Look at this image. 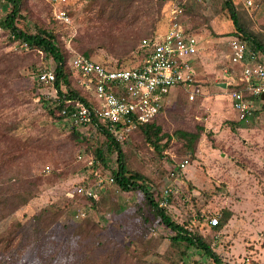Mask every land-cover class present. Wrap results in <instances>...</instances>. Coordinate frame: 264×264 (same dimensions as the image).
<instances>
[{
    "label": "rangeland",
    "instance_id": "374dc122",
    "mask_svg": "<svg viewBox=\"0 0 264 264\" xmlns=\"http://www.w3.org/2000/svg\"><path fill=\"white\" fill-rule=\"evenodd\" d=\"M25 1L27 25L34 27L36 23L51 21L50 0ZM69 1L67 8L72 14L75 29L71 32L72 36H61L64 48L71 55L73 51H79L75 44H81L89 26L98 25L89 23L88 18L95 13L92 8L99 0ZM160 1V20L154 29L145 16L135 29L153 33L165 31L169 7L173 3L180 4L184 9L186 25L200 41L196 70L201 92L190 100L181 88L172 90L159 120L168 132H173L178 124L185 123L193 132H199L201 137L195 152H191L183 140L173 137L171 146L157 155L154 148L136 133L123 144L127 167L147 177L156 199L168 184L179 181L180 195L173 198L176 208H168L167 212L173 217L179 213L184 216L193 214V222L200 226L204 236L213 240L224 264H264L262 103L255 100L253 113L246 120H241L233 109L229 92L244 87L240 81L242 64L235 65L229 59V40L232 36L229 33L234 30L233 22L222 8L223 0ZM261 1L253 0L254 5L249 9L245 0L235 3L243 16L251 19L255 30L264 25ZM255 7L257 9L253 11ZM9 10L10 5L0 0V18ZM110 26L112 30L117 28ZM102 28L93 27L90 32ZM138 50H141L140 45L134 52L135 57L127 60L125 67L136 66L142 61ZM9 57H17L19 61L8 63L5 60ZM92 57L101 62H117L101 47ZM3 62L8 69L16 65L18 73L13 79L0 82L2 148L16 154L15 162L18 157L29 161L27 167L33 168L38 188L33 199L0 221V264H80L82 252L88 246L92 247V243L89 238L80 237L78 220L74 218L78 211H85L86 215L102 225L104 244L98 243L97 250L104 252L115 249L114 264H119L121 251L129 243L128 234L133 237L143 230L146 235L144 245L133 247L132 251L144 256L150 264H175L159 256L168 249L172 231L160 219L151 217L146 221L136 212L137 207L146 210L141 191L125 192L107 183L100 188L96 186L95 189L98 188V194L105 201L98 204H93V200L79 191L81 185L94 183L96 174H103L105 178L111 172L99 166L92 176L87 159L84 161L77 156L80 152L93 155L92 148L88 142H78L73 137L74 128L50 114L41 100L40 92L43 89H35L37 71L52 69L56 67V62L41 52L31 51L19 40H13L0 27V64ZM222 82H227L228 86H220ZM249 98L253 100L252 96ZM92 140L98 146L107 139L103 133ZM187 157L190 164L175 179L171 175L172 167ZM110 162L111 166L116 167V154L110 156ZM51 204H56L65 212L48 237H41V243L28 242L21 254L1 249L3 239L20 223ZM120 204L124 207L123 211ZM224 208H230L233 216L225 227L214 233L208 220L213 216L220 217ZM193 252L191 257L178 264H217L202 251Z\"/></svg>",
    "mask_w": 264,
    "mask_h": 264
},
{
    "label": "trees",
    "instance_id": "16d2710c",
    "mask_svg": "<svg viewBox=\"0 0 264 264\" xmlns=\"http://www.w3.org/2000/svg\"><path fill=\"white\" fill-rule=\"evenodd\" d=\"M5 1L10 5V10L5 16L0 18V27L13 40L26 43L28 49L31 51L41 52L56 62V67L50 69L55 73V81L52 83H41L37 79L35 87L37 91L46 87L51 90H58V100L52 97L46 98L40 92V96H42L41 100L44 101L43 105L48 108L50 114L58 117L55 111L57 108L63 107L64 99H78L90 104V94L80 84L79 79L72 70L70 66L72 54L70 55L64 48L62 41L61 35L69 34L72 36V30L54 18L52 3L50 2L51 21L46 24L36 23L34 27H30L26 24L28 19L25 14L26 1ZM261 3L264 6V0ZM161 6L160 0H99L97 3L95 2V6L92 8V10H95V13L88 18V21L89 23L94 22L98 25L89 26L81 44L79 46L75 44L79 50L77 52L114 69L125 67L126 61L135 57L134 52L139 45L141 50L138 51L140 57L143 58L146 53L142 47V40L151 37L156 32L135 29V27L142 21V17L145 16L148 18L152 29H154L156 23L160 20ZM222 8L227 12L234 25V30L229 33L232 35L231 37H237L245 41L248 47L255 51L259 57H264V25L259 30H255L251 25V19L245 18L242 12L238 10L237 4L232 0H223ZM256 9L255 7L253 11ZM69 15L72 17L71 12H69ZM108 24L114 25L117 28L112 30V27ZM102 26V29L90 32V29L93 27ZM106 27H108L107 31ZM187 29L190 31L188 26ZM114 34L119 36L115 37ZM92 41L94 42L92 43ZM98 47L105 49L117 62H101L93 58L92 56L95 55ZM5 61L15 64V61L19 60L17 57H9ZM41 71L43 69L38 70L37 74ZM17 73L18 68L16 65L8 69L5 68L4 62L0 64V82L3 80L8 81L9 78L13 79ZM6 87L9 89V84ZM261 105L264 116V103ZM161 114L152 122L143 124L132 131L128 138L134 136L136 133L139 134L146 144L154 148L157 155H161L171 146L173 137H177L183 140V143L191 152H195L201 137L200 133L193 132L190 126L185 123L178 124L173 129V132H168L164 128V123L159 120ZM58 118L61 119V117ZM101 127L105 129L107 140L104 144L98 146H96L92 139L86 138L81 130L73 129V137L78 142H88L92 148L94 162L92 165H88L92 176L96 174L95 172L99 166L107 168L111 172L105 178L102 176L103 174H96L94 183L81 185L79 191L82 189L81 192H84L89 199L93 200V204L105 203L97 190L106 183L115 185L118 189L125 192L141 191L144 196L146 210L143 211L142 207H137L136 212L146 221H149L151 217L160 219L172 231V234L169 236L168 249L163 254H159L160 257L178 264L191 257L194 253L193 250H200L213 259L215 263L224 264L213 245V240L204 236L199 228L200 226L193 222V214L184 216L179 213L174 217L171 216L166 210L168 208H163L159 205L158 198H155L151 188L152 185L147 177L141 172L130 170L127 167L123 144L128 138L126 141L120 142L116 140L114 135L104 125H101ZM2 146L3 140L0 138V221L33 199L38 188L36 177L35 175L33 176V168L27 167L29 161L18 157L17 162H15L16 154L13 151H4ZM80 154L85 153L80 152L77 155L78 158ZM112 154H116V167L111 166L110 156ZM83 159L85 161L86 156ZM102 177L104 178L103 180H101ZM109 177L113 178L112 183L107 181ZM96 186L98 187L97 189H95ZM88 190L91 191V195L86 193ZM172 204L171 208H176L173 202ZM120 210H124L122 204H120ZM64 212L65 210L56 204L44 206L32 214L26 221L20 223L17 229L12 231L7 238L3 239L1 249L3 251L12 250V254H21L26 250L28 242H32V244L41 243V237H48L50 235L52 227L60 220ZM232 216L233 211L230 208H224L220 214L219 225L210 228H212L214 233H217L228 224ZM74 218L78 220L77 230L81 234L80 237L83 239L89 238L92 243V247L88 246L82 252L80 264H114L115 249H109L104 252L97 250L98 243L104 244L102 225L93 218H90V215L81 216L80 211L76 212ZM145 238V230L141 234H134L133 237L128 234L129 243L121 251L119 264H150L149 260L144 256L132 251L133 247L143 246Z\"/></svg>",
    "mask_w": 264,
    "mask_h": 264
},
{
    "label": "built area",
    "instance_id": "2783aa9c",
    "mask_svg": "<svg viewBox=\"0 0 264 264\" xmlns=\"http://www.w3.org/2000/svg\"><path fill=\"white\" fill-rule=\"evenodd\" d=\"M237 3V0H232ZM53 16L66 27L74 31L73 19L69 15V0H50ZM253 0H246L247 8H252ZM166 30L157 32L142 40L145 56L136 66L119 69L109 68L104 64L73 51L70 66L80 84L90 94V104L78 99H64L62 108H57L58 117L71 126L81 130L86 138H96L105 134L106 129L116 140L124 142L129 134L143 124L155 120L170 100L171 91L181 88L190 100L201 92L197 83L196 63L201 50L198 36L187 29L183 7L173 3L166 15ZM27 46L26 43H22ZM230 61L242 64L240 77L243 88L229 92L233 109L241 120L248 119L254 110L255 100L264 103V57L251 50L247 43L237 37L229 40ZM53 70H43L37 74L41 83L55 81ZM228 86V85H227ZM41 94L46 98L59 99L57 89L43 88ZM252 96L253 100L249 98ZM87 157L92 165L94 157L90 153L80 154L79 159ZM189 158L177 161L172 167L174 178L186 170ZM104 178L102 177L101 180ZM112 183L113 178L107 180ZM82 191V189H81ZM181 183L168 184L158 198L163 208H171L173 198L180 195ZM91 195V191L86 192ZM85 216V211H80ZM220 217L208 220L210 227L219 225Z\"/></svg>",
    "mask_w": 264,
    "mask_h": 264
},
{
    "label": "water",
    "instance_id": "95a60500",
    "mask_svg": "<svg viewBox=\"0 0 264 264\" xmlns=\"http://www.w3.org/2000/svg\"><path fill=\"white\" fill-rule=\"evenodd\" d=\"M219 85L226 88L228 84H227V82H222ZM262 97H264V95H262Z\"/></svg>",
    "mask_w": 264,
    "mask_h": 264
},
{
    "label": "crops",
    "instance_id": "0c3cea01",
    "mask_svg": "<svg viewBox=\"0 0 264 264\" xmlns=\"http://www.w3.org/2000/svg\"><path fill=\"white\" fill-rule=\"evenodd\" d=\"M260 116L262 117V119H264L263 113H261Z\"/></svg>",
    "mask_w": 264,
    "mask_h": 264
}]
</instances>
